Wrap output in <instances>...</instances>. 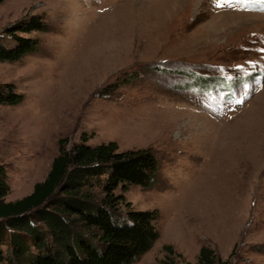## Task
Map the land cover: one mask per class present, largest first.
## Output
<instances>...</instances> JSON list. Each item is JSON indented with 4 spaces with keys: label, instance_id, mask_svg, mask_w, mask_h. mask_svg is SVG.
<instances>
[{
    "label": "rangeland",
    "instance_id": "1",
    "mask_svg": "<svg viewBox=\"0 0 264 264\" xmlns=\"http://www.w3.org/2000/svg\"><path fill=\"white\" fill-rule=\"evenodd\" d=\"M260 7L0 0V37L32 17L48 28L19 34L38 41L35 52L0 62V85L23 97L0 106L5 201L43 181L59 140L70 150L85 134L90 147L115 142L119 152L150 150L158 161L151 188L117 190L134 210L158 215L159 238L135 264H197L202 247L228 264H264Z\"/></svg>",
    "mask_w": 264,
    "mask_h": 264
},
{
    "label": "trees",
    "instance_id": "2",
    "mask_svg": "<svg viewBox=\"0 0 264 264\" xmlns=\"http://www.w3.org/2000/svg\"><path fill=\"white\" fill-rule=\"evenodd\" d=\"M47 29L36 17L8 28L0 37V62L15 63L37 50L36 39L19 34ZM22 100L13 85H0V106ZM86 141L83 134L66 150V140H59L46 177L16 201H5L9 186L0 164V264H135L153 248L157 213L134 210L117 190L151 188L159 170L155 155L119 152L115 142L90 147ZM165 251L174 254L170 246ZM197 264L228 262L202 247Z\"/></svg>",
    "mask_w": 264,
    "mask_h": 264
},
{
    "label": "snow or ice",
    "instance_id": "3",
    "mask_svg": "<svg viewBox=\"0 0 264 264\" xmlns=\"http://www.w3.org/2000/svg\"><path fill=\"white\" fill-rule=\"evenodd\" d=\"M248 0H213V6L218 9H224L226 7H236L241 4H247ZM254 5H261L259 10L264 11V0H252ZM260 51L264 52V49H260ZM242 100H237L236 103H242Z\"/></svg>",
    "mask_w": 264,
    "mask_h": 264
},
{
    "label": "bare ground",
    "instance_id": "4",
    "mask_svg": "<svg viewBox=\"0 0 264 264\" xmlns=\"http://www.w3.org/2000/svg\"><path fill=\"white\" fill-rule=\"evenodd\" d=\"M129 25H131V24H129ZM133 25H135V24H133ZM213 25H214V24H213ZM220 25H221V24H220ZM220 25H219V26H220ZM216 26H217V25H216ZM223 26H224V25H223ZM214 29H216V28H214ZM130 31L132 32V29H130ZM212 31H213V30H212ZM128 32H129V31H128ZM131 32H130L129 34H131ZM203 35H204V34H203ZM261 136H262V135H261ZM261 136H260V134H259V135H258V138L261 137ZM251 151H253V150H251Z\"/></svg>",
    "mask_w": 264,
    "mask_h": 264
}]
</instances>
